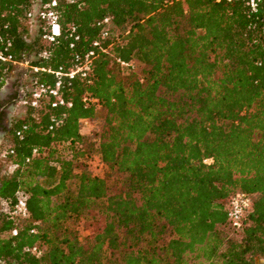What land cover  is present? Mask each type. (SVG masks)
Wrapping results in <instances>:
<instances>
[{
  "label": "trees",
  "instance_id": "16d2710c",
  "mask_svg": "<svg viewBox=\"0 0 264 264\" xmlns=\"http://www.w3.org/2000/svg\"><path fill=\"white\" fill-rule=\"evenodd\" d=\"M51 1L60 35L47 43L43 21L31 36L25 14ZM104 17L101 40L96 23ZM0 34L16 61L38 69L67 71L94 41L106 49H96L86 79L61 81L62 106L44 100L36 113L13 119L2 162L15 168L1 180L0 199L21 191L28 218L0 212L1 260L254 264L264 257L263 9L249 14L225 0H0ZM116 59L134 69L123 72ZM12 68L0 63V88ZM51 118L59 123L48 130ZM89 157L102 164L99 176L86 170ZM235 190L253 195L238 232L223 208ZM94 207L103 227L82 238L80 223ZM31 246L40 256L23 251Z\"/></svg>",
  "mask_w": 264,
  "mask_h": 264
},
{
  "label": "built area",
  "instance_id": "2783aa9c",
  "mask_svg": "<svg viewBox=\"0 0 264 264\" xmlns=\"http://www.w3.org/2000/svg\"><path fill=\"white\" fill-rule=\"evenodd\" d=\"M218 1V0H215ZM226 3H241L249 14H255L259 9L264 10V0H225ZM55 2L51 1L48 4L37 5L34 9L28 11L25 14V19L28 24L27 31L32 27H37L39 21L44 23L45 36L44 39L47 43H52L60 35V28L57 23L56 13L53 10ZM109 24V18L104 17L101 21L96 23V27L99 28L100 39H105L107 37V26ZM11 47V42L5 39L0 34V63L9 64L13 67H24L26 73V80L22 85L23 96L18 102L21 106L20 117L24 116L28 109L36 113L39 105L44 101H50V107L55 108L57 106H62L64 103L61 99L59 93V87L63 79L72 80L75 77L80 79H86L91 71L92 60L95 58L96 49L101 53H105L106 49L102 48L101 45L94 41L91 43V48L85 52L83 55H75L72 59V66L67 71H64L61 67L56 70L50 69H38L36 67H29L26 61H16L12 54H10L9 49ZM47 55L46 50H43L40 54V58H44ZM123 72H128L134 69V65L131 62H123L116 59ZM27 64V65H26ZM30 70L33 73L41 71L53 76L54 82L48 85L43 82H39L36 78H32L27 73ZM94 103V100H90ZM69 107V104H66ZM33 118H36L35 114H32ZM59 123L53 118L50 119V125L48 130H51L53 125ZM81 132H86L88 130L87 121H82ZM26 126L21 125L20 130L15 132L16 137H20L21 131L25 130ZM9 154L12 152L9 151ZM37 151L33 149L31 155H35ZM6 151L2 152L1 158L4 159ZM26 162L28 159L25 160ZM211 159H204L202 163L205 165L211 164ZM86 170L92 176H99L102 173V164L96 157H89L84 162ZM15 168L14 165L8 164L7 169L9 173ZM26 195L19 190H15L12 199H0V212L3 214H9L13 219L26 220L28 218V212L26 209ZM253 195L241 192L240 190H235L224 203L225 219L228 226L235 232H238L246 219L247 214L251 210ZM35 230L31 229L30 234H34ZM16 234V229L10 231V235L14 236ZM25 253H28L34 257H38L41 251L37 246L26 247L23 249Z\"/></svg>",
  "mask_w": 264,
  "mask_h": 264
},
{
  "label": "rangeland",
  "instance_id": "374dc122",
  "mask_svg": "<svg viewBox=\"0 0 264 264\" xmlns=\"http://www.w3.org/2000/svg\"><path fill=\"white\" fill-rule=\"evenodd\" d=\"M35 27H32L29 29V34L33 36L35 34ZM27 65V64H26ZM26 68L22 67H13L6 75H5V80H4V89L2 90V94L5 93L6 91H9V85L13 82L14 78L16 75L21 74L23 75V84L24 81L26 80V73H25ZM2 86V87H3ZM1 87V88H2ZM0 88V90H1ZM1 94V95H2ZM20 111H21V106L17 104L14 107V117L13 119H17L20 117ZM8 145V139L0 145V179H5L9 175V170L7 169V165L2 162L1 154L2 151L6 148ZM104 224V216L101 215L98 212L97 208H92L88 212H86V216L84 217L83 221H81L80 226H79V233L80 237H90L96 233H98ZM5 234H0V237H5ZM234 238H238V236H235ZM264 262V257H254V264H262Z\"/></svg>",
  "mask_w": 264,
  "mask_h": 264
},
{
  "label": "flooded vegetation",
  "instance_id": "af4514ba",
  "mask_svg": "<svg viewBox=\"0 0 264 264\" xmlns=\"http://www.w3.org/2000/svg\"><path fill=\"white\" fill-rule=\"evenodd\" d=\"M23 75L15 76L13 82L9 85V91L0 95V145L9 138L13 117L14 107L23 96L22 93ZM1 189V179H0ZM0 264H8L7 261L0 259ZM264 264V262L262 263Z\"/></svg>",
  "mask_w": 264,
  "mask_h": 264
},
{
  "label": "water",
  "instance_id": "95a60500",
  "mask_svg": "<svg viewBox=\"0 0 264 264\" xmlns=\"http://www.w3.org/2000/svg\"><path fill=\"white\" fill-rule=\"evenodd\" d=\"M5 86V85H4ZM4 86L1 88V90H0V95L2 94V90L4 89Z\"/></svg>",
  "mask_w": 264,
  "mask_h": 264
}]
</instances>
